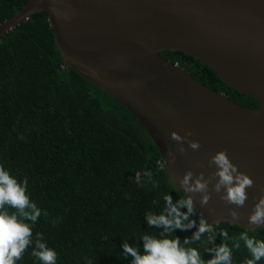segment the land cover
Returning <instances> with one entry per match:
<instances>
[{
  "label": "trees",
  "instance_id": "16d2710c",
  "mask_svg": "<svg viewBox=\"0 0 264 264\" xmlns=\"http://www.w3.org/2000/svg\"><path fill=\"white\" fill-rule=\"evenodd\" d=\"M28 1L0 0V25ZM48 17L47 12L34 14L0 40V164L20 181L27 177L30 198L42 213L47 211L32 226L33 240L41 233L57 252V264H131V257H123V241L143 252L140 237H158L161 231L149 228L145 213L162 212L165 194L174 202L182 194L169 184L157 147L132 114L73 69L62 67ZM158 55L234 104L258 108L183 52ZM149 171L158 187L147 179ZM200 215L197 211L192 217L197 225ZM213 230L215 244L222 243L220 233L226 231L230 247L231 238L245 231L227 223ZM195 231L173 235L183 242ZM248 234L264 239V228ZM208 236L191 246L202 252ZM32 250L30 246L17 264H40ZM202 258L211 254L205 249ZM246 258L250 254L241 242L239 250L233 248V264H244Z\"/></svg>",
  "mask_w": 264,
  "mask_h": 264
},
{
  "label": "water",
  "instance_id": "95a60500",
  "mask_svg": "<svg viewBox=\"0 0 264 264\" xmlns=\"http://www.w3.org/2000/svg\"><path fill=\"white\" fill-rule=\"evenodd\" d=\"M41 12L49 15L62 67L132 114L157 147L169 184L182 196L178 178L189 169L207 177L215 171L208 162L220 150L253 179L244 207L228 205L213 192L203 207L195 195L196 211L210 224L215 221L213 227L264 228L248 223L264 196V0H29L0 25V40ZM163 51L192 57L258 108H242L208 90L162 60ZM173 131L191 132L188 139L201 147L193 150L183 142L187 152L179 153ZM232 208L239 220L229 214Z\"/></svg>",
  "mask_w": 264,
  "mask_h": 264
},
{
  "label": "clouds",
  "instance_id": "9594fccd",
  "mask_svg": "<svg viewBox=\"0 0 264 264\" xmlns=\"http://www.w3.org/2000/svg\"><path fill=\"white\" fill-rule=\"evenodd\" d=\"M56 0H53L55 3ZM58 15H63L58 9H53ZM192 134L181 136L173 131L170 138L180 145L177 151L186 154L183 142L193 150H198L201 145L199 141L188 139ZM22 138V137H21ZM170 162V161H169ZM198 167L202 165H197ZM208 166L215 167V171L207 177L204 172L198 175L189 169L179 179V189L184 193L175 202L170 194H165L163 199L165 206L159 214L148 211L145 219L149 228L161 229L159 236L145 233L140 239L143 241V252L139 245L133 246L124 240L121 247L125 259L131 257V264H233V248L239 250L241 242L250 254L244 264H258L264 260V239H256L249 236L248 231L241 232L238 236L232 237V246L227 241L228 233L222 232V243L215 244L213 224L208 222L204 215L199 216V223L192 217L197 214L195 195H200L201 206H207L215 192L228 205H235L236 208L244 207L248 193L247 189L254 186V181L247 173L241 172L238 165L229 158L227 150H220L213 155ZM147 179L152 182L153 187H158V181H153V173H146ZM137 183H140L139 174ZM187 211H182V209ZM232 208L230 215L233 220L240 219V213ZM14 209L15 211H9ZM48 216L30 198L28 194V179L23 181L14 177L10 171L0 164V264H17L23 259L24 253L30 246L33 247L31 255L40 261V264H57L58 254L44 241L41 233H36L33 240V225L41 215ZM30 222V223H29ZM250 225H264V196L258 199L254 209L248 217ZM196 228L191 237H185L183 242L179 236L173 235L177 230L189 231ZM205 234L208 236V243L212 247L206 248L211 254L210 259H203L201 251L191 245L200 241ZM91 264V261H89Z\"/></svg>",
  "mask_w": 264,
  "mask_h": 264
}]
</instances>
